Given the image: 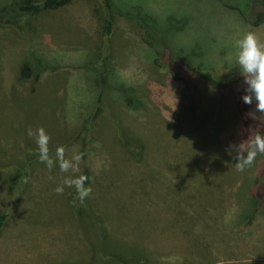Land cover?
I'll use <instances>...</instances> for the list:
<instances>
[{
  "label": "rangeland",
  "instance_id": "obj_1",
  "mask_svg": "<svg viewBox=\"0 0 264 264\" xmlns=\"http://www.w3.org/2000/svg\"><path fill=\"white\" fill-rule=\"evenodd\" d=\"M10 1L0 0V10ZM129 1L170 30L186 29L176 36L195 69L245 87L236 41L254 32L264 42V22L247 23L244 0ZM257 3L259 14L264 0ZM103 6L104 0H73L38 16L34 35L25 38L0 14V215L9 213L0 232V264H123L130 258L129 264H264V220L260 214L248 220V192L264 156L243 172L222 159V147L243 135L231 97L219 101V93L202 84L206 109L196 121L165 65L153 66L154 55L135 38V28L119 23L110 65L136 86L145 109L132 113L106 94L90 123L100 91L88 64L92 46L99 45L95 12L104 15ZM184 17L188 23L180 21ZM34 58L60 70L45 74L30 93L18 74L22 62ZM249 107L252 118L264 122L255 102ZM83 126L93 129L88 139ZM41 127L53 158L60 146L67 159L82 154L78 172L40 162L28 130ZM86 163L93 191L81 203L75 188L62 182L83 175ZM58 186L62 195L54 191ZM167 231L196 232L197 242L164 259L156 246Z\"/></svg>",
  "mask_w": 264,
  "mask_h": 264
},
{
  "label": "trees",
  "instance_id": "obj_2",
  "mask_svg": "<svg viewBox=\"0 0 264 264\" xmlns=\"http://www.w3.org/2000/svg\"><path fill=\"white\" fill-rule=\"evenodd\" d=\"M72 1L41 0L39 3L36 0H12L7 4L6 8L0 10V14L2 17H9L16 31L25 38L34 35L35 19L38 16L48 11L62 9L71 4ZM257 2L258 0H244V5H241L240 8L247 23L254 27H258L264 22V10L262 13H257ZM102 10L104 15H100L101 12L99 11L95 12L100 28L98 32L99 45L95 44L92 46L91 55L93 59L88 64L91 67V72L96 75L97 89L100 91L95 102L96 110L91 116L90 123H93L94 118L103 109V98L106 94L116 96L122 102L125 110L132 113L138 114L145 109L144 100L138 93L136 86L117 76L115 66L110 65V63L114 64L111 57L112 38L115 34L116 25L121 23L135 28V38L154 55L153 66L163 68L165 65L164 70L167 72L169 79L178 87L177 94L180 102L187 105L191 116L196 121L199 112L201 110L205 112L206 109L205 99L201 90L202 84H207L217 91L219 93V101L223 100L225 96L232 98L233 105L240 116L243 135L241 139L231 141L224 148L222 147V159L225 158V161L227 160L230 165H234L236 163L234 160L235 153L229 152V145L246 141L249 136L264 134V122L253 119L249 115L247 105L242 101V96L247 94L245 91L240 88L237 90L234 83L217 80L203 68L198 70L194 68V62L190 60L187 53L189 49L180 45L179 36H176V34H182L186 30L184 27L181 29L183 30L182 32H178L180 30H174L171 25L170 30L169 23L164 24L159 17L129 0L128 2L126 0H104ZM180 21L188 23L187 17L182 18ZM59 68L43 58L26 59L20 65L19 83L28 92L35 93L45 74L55 73L60 70ZM93 116L95 117L93 118ZM85 127L83 126L84 129ZM85 130L88 132V139L93 133V129L90 131L86 127ZM246 147L247 145H245ZM142 151L143 149L140 148L139 152ZM85 155L87 156V154ZM85 169L83 175L88 177L86 186H91L94 175L89 163H86ZM248 195L251 198L252 205L249 217L248 215L245 217L246 220L248 217L249 221H254L259 214L264 220V160L260 165L256 182L249 188ZM75 196L77 197V193ZM8 218V212L0 215V232L3 231ZM120 261L123 264H129L134 259H122Z\"/></svg>",
  "mask_w": 264,
  "mask_h": 264
},
{
  "label": "clouds",
  "instance_id": "obj_3",
  "mask_svg": "<svg viewBox=\"0 0 264 264\" xmlns=\"http://www.w3.org/2000/svg\"><path fill=\"white\" fill-rule=\"evenodd\" d=\"M236 47L238 49L237 63L240 73L244 77L243 82L247 93L242 96V101L247 105H252L255 102V111L264 114V42H261L254 32H247L236 41ZM28 135L35 138L39 160L46 164L49 170L58 163L62 173L79 171L78 165L82 154L73 153L71 159H67L65 148L60 146L56 148L53 158L50 156L49 150L50 136L44 128L41 127L35 131L29 129ZM245 145H247L246 148ZM229 152L235 153V170L243 172L254 164L258 154L264 155V134L249 136L246 141L229 145ZM87 181V176L79 175L65 178L62 185L74 187L77 193L76 198L83 203L93 191L90 186H86ZM54 191L58 195H62L64 187L58 186Z\"/></svg>",
  "mask_w": 264,
  "mask_h": 264
},
{
  "label": "crops",
  "instance_id": "obj_4",
  "mask_svg": "<svg viewBox=\"0 0 264 264\" xmlns=\"http://www.w3.org/2000/svg\"><path fill=\"white\" fill-rule=\"evenodd\" d=\"M245 87L243 89H241V88L240 89L242 91H245ZM247 109H248L249 115L251 116L249 105H247ZM223 227H224V225H223ZM196 236H198L196 234V232H193V233H190V234L183 233V235H180L177 232L168 233V231H167L163 235L164 240H159L158 241L157 246H156V248H157V252L156 253H157V255L159 257H162V258L165 259L167 257H171V255H173L177 251L175 249L176 247H179L180 246V247L185 248V249L186 248L187 249H192L193 244H195V242H197V239H195ZM178 244H180V245H178ZM229 244L230 243L228 242V245ZM171 264H177V263L174 262V263H171ZM183 264H185V263H183Z\"/></svg>",
  "mask_w": 264,
  "mask_h": 264
}]
</instances>
